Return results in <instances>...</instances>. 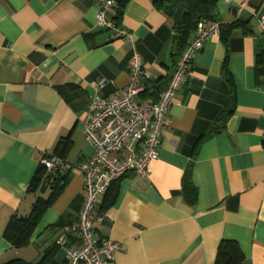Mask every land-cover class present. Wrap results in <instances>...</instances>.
I'll return each mask as SVG.
<instances>
[{"label": "crops", "instance_id": "crops-1", "mask_svg": "<svg viewBox=\"0 0 264 264\" xmlns=\"http://www.w3.org/2000/svg\"><path fill=\"white\" fill-rule=\"evenodd\" d=\"M215 1L219 30L204 41L173 100L150 174L129 171L112 185L114 203L101 210L107 191L97 207L107 222L95 237L125 245L111 264H214L224 239L238 242L242 264H264V75H257L264 0ZM97 9L96 0H0V264L37 262L52 246L47 264H67L73 238L56 241L82 206L95 83L106 80L101 95L120 93L137 51L151 74L138 101L150 102L181 55L173 54V20L152 0L110 7L112 19L122 11L118 25L132 40L99 28ZM45 152L68 164L64 185L31 242L15 247L4 235L10 219L29 215L51 193L50 186L30 191Z\"/></svg>", "mask_w": 264, "mask_h": 264}, {"label": "built area", "instance_id": "built-area-1", "mask_svg": "<svg viewBox=\"0 0 264 264\" xmlns=\"http://www.w3.org/2000/svg\"><path fill=\"white\" fill-rule=\"evenodd\" d=\"M96 2L97 26L113 29L121 37L132 40L133 33L108 16L114 0ZM219 25L218 21H199L194 39L181 53L170 82L155 100L138 101V95L144 90L141 80L149 79L151 74L142 69V58L137 51L130 60L129 83L120 93L101 95L106 80L102 78L95 83L96 94L89 103L84 126L94 153L80 166L84 180L82 206L76 222L65 226L63 235L56 241L57 245L64 246L69 235L73 238L74 244L66 248L67 264H111L115 253L125 250L124 244L109 237H95L96 229L107 222L106 214L97 212L101 197L114 181L129 171L139 176L150 174L151 162L159 158L163 129L169 123L173 100L188 78L195 55L203 48L204 41L218 32ZM40 164L48 171H63L68 166L65 160L48 152L43 154Z\"/></svg>", "mask_w": 264, "mask_h": 264}, {"label": "trees", "instance_id": "trees-1", "mask_svg": "<svg viewBox=\"0 0 264 264\" xmlns=\"http://www.w3.org/2000/svg\"><path fill=\"white\" fill-rule=\"evenodd\" d=\"M154 6L173 20L175 36L173 40V54L182 53L187 44L195 35L199 21L216 20L215 0H152ZM122 11L115 17L118 24ZM229 28H223L222 34L227 38ZM261 64V66H260ZM257 75H264V52L258 54ZM228 80L230 76L225 71ZM65 175L62 171H48L40 164L30 186L31 192L43 190L50 186L51 193L47 198L38 197L33 204L32 210L27 216H13L4 232L5 237L15 247H23L31 242L33 234L46 210L53 204L64 185ZM117 181V180H116ZM114 181L112 185L116 182ZM112 185L107 190L106 197L101 205V210H106L114 203L115 196H109ZM57 246L46 249L45 253L37 262H26L21 259H14L6 264H47L54 256ZM244 254L235 240H222L219 244L214 264H242Z\"/></svg>", "mask_w": 264, "mask_h": 264}]
</instances>
